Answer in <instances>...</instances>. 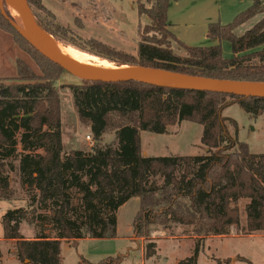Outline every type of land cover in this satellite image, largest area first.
<instances>
[{
  "label": "trees",
  "instance_id": "16d2710c",
  "mask_svg": "<svg viewBox=\"0 0 264 264\" xmlns=\"http://www.w3.org/2000/svg\"><path fill=\"white\" fill-rule=\"evenodd\" d=\"M147 1L148 5L140 6L138 13L146 16L150 24L140 32L135 58L121 59L120 54L93 39L86 42L88 50L78 47L79 50L117 66L264 83V17L243 35L234 33L252 17L264 14V0H252L250 7L227 25H208L207 39L227 42L230 59L222 57L220 44L204 48L183 45L166 30L170 0ZM27 3L43 8L41 0ZM41 28L62 42L57 35L59 27ZM162 29L185 52L184 56L173 52L169 41L161 39ZM0 30L12 36L39 70L36 74L18 60L17 76L0 79V200L10 199L8 173L16 171L20 185L37 192V208L47 212L54 232V237L40 232L34 239H25L21 224L44 221L46 217L27 208L8 210L1 218L2 239L15 242L18 264H62L64 240L115 238L116 211L133 197L139 199L133 222L136 238L148 239L152 231H167L172 226L189 227L190 235L200 241L228 236L233 227L239 228L236 204L240 200L248 201L244 207L245 232H264V154L253 155L245 144L238 143L228 131L230 126L236 134V123L222 116L224 109L234 104L252 118L264 115V99L142 82L81 81L78 85H58L65 72L29 45L1 14ZM63 88L72 96L78 123L94 142L91 149H64L60 100ZM184 121L202 126L201 155L143 154L140 132L165 134L169 127ZM108 131L114 133L112 144L102 143ZM73 192L79 196L76 205ZM155 247L152 242L147 244L145 259L154 256ZM198 251L197 244L192 256L178 264H197ZM119 263L117 257L92 263L82 256L78 262Z\"/></svg>",
  "mask_w": 264,
  "mask_h": 264
},
{
  "label": "rangeland",
  "instance_id": "374dc122",
  "mask_svg": "<svg viewBox=\"0 0 264 264\" xmlns=\"http://www.w3.org/2000/svg\"><path fill=\"white\" fill-rule=\"evenodd\" d=\"M42 10L28 5L36 22L41 27L52 30L61 29L58 37L62 42H56L64 47L71 56L79 61L93 65H107L118 68L115 62L101 58L85 50L88 40H96L109 50L122 56L121 59L135 58L140 32L150 24L149 19L138 13L140 6H147V0H41ZM252 0H170L167 10V22L174 38L187 47L204 48L220 44L222 57L230 59L231 49L227 42L218 43L207 39L209 24L227 25L234 18L251 6ZM264 14H258L235 29L236 36L243 35L256 25ZM160 35H158L159 37ZM167 36V37H166ZM161 39L169 41L173 52L184 56L185 52L168 37L162 29ZM260 49V48H259ZM257 49V50H259ZM2 52V51H1ZM18 60L25 62L33 72L39 70L33 61L19 51ZM0 56V79L17 76L16 64L12 69L3 65ZM126 67L137 68L132 65ZM122 67V66H120ZM81 81L63 73L58 85L80 84ZM7 85V83L5 84ZM62 142L65 151L74 149H91L94 142L86 140L88 131L77 121L74 103L69 90H60ZM222 116L233 120L237 125L236 134L230 126V135L238 143L245 144L253 155L264 154V115L252 118L237 104L224 109ZM202 126L192 122H182L171 126L165 134L140 132V145L147 157L165 156H196L201 155L200 148ZM19 140V138H17ZM114 133L108 131L102 137V143L112 144ZM17 151H21L18 143ZM16 166V163L13 164ZM11 197L7 201L0 200V264H18L15 258L14 241L2 239L1 218L8 210L18 208L28 209L46 217L44 221L32 224L23 222L21 234L26 239H32L37 233H45L54 237L49 225L46 211L37 208V192L33 188L21 186L16 171L9 172ZM73 204L76 205L79 196L74 192ZM247 200L236 204L240 212L239 228L234 227L225 237H210L202 241L190 235L189 227L172 226L169 230L152 231L148 239L136 238L133 235V222L139 209V199L133 197L116 211V237L113 239H84L78 242L64 240L61 245L63 264H78L80 256L87 261L96 263L106 257L119 258V264H178L192 256L198 244L197 264H264V232L247 234L245 232L244 207ZM33 205L29 209V205ZM155 244V254L145 259L144 252L148 243ZM77 243L72 246V244Z\"/></svg>",
  "mask_w": 264,
  "mask_h": 264
},
{
  "label": "water",
  "instance_id": "95a60500",
  "mask_svg": "<svg viewBox=\"0 0 264 264\" xmlns=\"http://www.w3.org/2000/svg\"><path fill=\"white\" fill-rule=\"evenodd\" d=\"M9 10H13L21 17L27 19L30 23L31 29L34 32V35L22 30L15 23L14 19L10 15ZM7 13L10 17L7 15ZM0 14L29 45L38 51V53H40L50 62L59 66L64 72L69 73L80 81L103 83H147L144 81L145 79L157 77L161 80L178 82L179 84L173 86V88H182L194 92L231 95L242 98L264 99V83L212 80L161 69L141 67H137L139 68L137 71H114L99 76L72 64L67 59H65L54 47H52L51 44H49V42L43 37V34L46 32L43 31L36 22L31 10L28 7L27 0H25L24 5L12 4L9 2V0H0Z\"/></svg>",
  "mask_w": 264,
  "mask_h": 264
},
{
  "label": "bare ground",
  "instance_id": "6f19581e",
  "mask_svg": "<svg viewBox=\"0 0 264 264\" xmlns=\"http://www.w3.org/2000/svg\"><path fill=\"white\" fill-rule=\"evenodd\" d=\"M9 2L12 4H17V5H24L25 4V0H9ZM9 12H10V15L12 16V18L14 19L15 23L22 30L28 32L31 35H34V32L31 29L30 23L27 19L21 17L20 15H18L13 10H9ZM43 37L49 42V44H51L52 47H54L69 62H71L72 64L78 66L79 68H81L83 70L94 73L96 75L102 76V75H105L107 73L114 72V71H137V70H139V68L135 69V68L126 67V66L113 68V67H110L107 65H99V64L93 65V64H89V63L79 61L76 58H74L73 56H71L69 54V52L64 47H62L60 44H57L56 42H54V40L52 39V37L50 35H47L46 33H44ZM144 81L147 83L155 84V85L170 86V87H173V86H176L179 84L178 82H174V81L161 80L157 77L148 78V79H145Z\"/></svg>",
  "mask_w": 264,
  "mask_h": 264
},
{
  "label": "crops",
  "instance_id": "0c3cea01",
  "mask_svg": "<svg viewBox=\"0 0 264 264\" xmlns=\"http://www.w3.org/2000/svg\"><path fill=\"white\" fill-rule=\"evenodd\" d=\"M167 24H168V22H167ZM168 29H169V24H168ZM19 51H21V50L14 43L12 36L9 33L0 30V56L4 55V57H3L4 63L1 66L9 67L12 69L11 65L16 64V62L18 61L17 57L19 56L18 55ZM11 78H14V77H10V78H8V77L3 78L2 77V79H11ZM32 239H34V238H32ZM28 240H30V239H28ZM61 245H62V243H61ZM62 264H63V257H62Z\"/></svg>",
  "mask_w": 264,
  "mask_h": 264
},
{
  "label": "built area",
  "instance_id": "2783aa9c",
  "mask_svg": "<svg viewBox=\"0 0 264 264\" xmlns=\"http://www.w3.org/2000/svg\"><path fill=\"white\" fill-rule=\"evenodd\" d=\"M86 140H90V137L89 136H86Z\"/></svg>",
  "mask_w": 264,
  "mask_h": 264
}]
</instances>
